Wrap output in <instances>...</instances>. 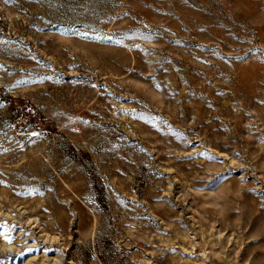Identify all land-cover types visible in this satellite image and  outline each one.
Masks as SVG:
<instances>
[{
    "label": "rangeland",
    "instance_id": "obj_1",
    "mask_svg": "<svg viewBox=\"0 0 264 264\" xmlns=\"http://www.w3.org/2000/svg\"><path fill=\"white\" fill-rule=\"evenodd\" d=\"M52 259L264 264V0H0V264Z\"/></svg>",
    "mask_w": 264,
    "mask_h": 264
},
{
    "label": "bare ground",
    "instance_id": "obj_2",
    "mask_svg": "<svg viewBox=\"0 0 264 264\" xmlns=\"http://www.w3.org/2000/svg\"><path fill=\"white\" fill-rule=\"evenodd\" d=\"M38 224V223H37ZM38 227V226H37ZM37 234V233H36ZM49 238V237H48ZM24 243V242H23ZM50 243V242H49ZM8 246V245H7ZM10 246V245H9ZM49 253V252H48ZM50 254H53V253H50ZM42 256V255H41ZM46 256V255H45ZM56 258V257H55ZM45 259H47V258H45ZM53 260V264H56V261L58 260H56V259H52ZM49 261V260H48ZM33 262V261H32ZM58 262H60V259L58 260Z\"/></svg>",
    "mask_w": 264,
    "mask_h": 264
}]
</instances>
